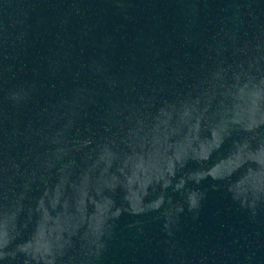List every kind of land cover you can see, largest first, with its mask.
Masks as SVG:
<instances>
[{
    "label": "water",
    "instance_id": "obj_1",
    "mask_svg": "<svg viewBox=\"0 0 264 264\" xmlns=\"http://www.w3.org/2000/svg\"><path fill=\"white\" fill-rule=\"evenodd\" d=\"M0 264H264V0H0Z\"/></svg>",
    "mask_w": 264,
    "mask_h": 264
}]
</instances>
